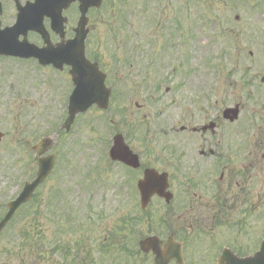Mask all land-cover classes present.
Masks as SVG:
<instances>
[{
    "label": "rangeland",
    "instance_id": "374dc122",
    "mask_svg": "<svg viewBox=\"0 0 264 264\" xmlns=\"http://www.w3.org/2000/svg\"><path fill=\"white\" fill-rule=\"evenodd\" d=\"M183 2L189 3V7L183 5ZM244 2L241 0H119L112 5L108 3L91 14L90 21L94 29L89 38L88 48L98 49L102 60L107 66L110 65V68L111 66L114 68L116 64L111 63L112 53L118 50L121 53L119 58L124 59L128 51L130 52L128 57L132 65L124 67L121 71L119 69L116 78L113 76L110 78L112 82L117 80L120 82L116 85L113 109L109 114L114 111V124L128 135L127 142L137 152L145 154V150H151V145L160 141L161 136L157 132L159 133L161 128L177 129L186 121H191L190 126L207 123L215 119L217 108L231 106L235 102L241 103L242 111L237 123L233 125L221 123L213 138L207 134L192 141V144H195L194 153L201 144H207V147L212 145L217 150L227 148L233 150L241 147L236 145L237 143L244 142L254 146L252 165L243 168L237 162L236 169L244 170L249 175L239 177L238 182H235V179L232 183L227 179L224 180L221 183L222 197L227 201L228 193L224 194V192L230 186L232 190L237 188L241 190L244 186L250 189L249 204L246 207L251 204L256 218H253V222L264 225V159L262 158L264 84L260 81L261 77H264V0L259 1V5H254L256 6L254 10L249 9L252 5ZM120 9L122 18L127 16L125 24L121 26L118 21ZM113 12L117 14L114 19ZM236 15L240 17L239 22L234 19ZM207 16H212L211 20L219 18L220 24L222 22L228 29H232L234 34L241 33L235 43L228 45L231 48L230 56L226 57L229 63L226 64L227 69L225 68L224 72L223 70L217 72L212 68L215 62L220 60L225 44L212 40L211 34L217 32V28L220 27L219 25L215 27L214 23H211L206 28L204 17ZM155 18L159 29L154 26ZM179 25L181 31H177ZM165 27L169 29L168 32L163 30L166 38L170 37V32H175L174 41H170V50H162V54L151 56L154 46L153 41L148 39L157 35L159 41H163L160 33ZM112 28H115L114 32L117 33L115 38L112 36ZM191 28H193L192 36L188 33ZM235 48L243 49V66H248L249 76L253 81L252 87L249 88L251 97L246 96L240 84L233 85L238 81L239 74L241 75L237 62L235 64L232 62ZM250 50L254 53L253 60L247 58V52ZM132 51L135 54L131 53ZM152 57L155 61L154 66L145 69L147 61ZM181 61H184L183 64ZM222 64L225 65L224 60ZM232 64L238 71L226 81L228 69ZM172 68L176 70L173 75ZM190 69V76L184 84L183 77L188 75ZM157 84H160L158 92L154 89ZM167 87H170L169 92H166ZM212 87H216L217 90L213 95H217L221 104L219 107V102L215 104L212 110L211 108L207 110L208 113H202L199 103L192 102L191 106L189 103L185 104L188 112L189 108L193 111L192 116L181 117L179 112L169 105L173 96H201L206 88L210 90ZM58 88V95L49 91L48 86L42 83L37 87L30 84L23 87L22 91L23 96H27V101L33 104V108H39V112H45L48 107L53 112H63L66 103L60 100V96L62 99L67 96L71 86L69 82L63 81ZM136 102L141 105L139 108L135 106ZM202 106L205 107L203 103ZM119 107L124 110L123 114L117 112ZM156 113H162L159 121L154 118ZM106 116L107 114L93 108L78 119L72 134L64 137L66 146L62 149V170L60 174L54 175L55 178L50 179L42 195L41 210L45 211V214H35L32 217L21 212L2 231L0 264H64L60 253H56L52 248L56 243L70 246L68 250L71 257L75 258V264H143L140 262L142 255H136L135 251L137 236L130 235L124 228V222L128 221L131 215L139 214L135 183L141 173L128 172L124 167L109 162L105 150L111 144L112 130L104 124ZM253 116L254 123L249 124L250 117ZM220 120L222 121L221 116L218 121ZM242 127L244 130L241 129ZM167 135H170V141L168 139L167 143L181 142V139L177 141L176 135H172L170 131ZM102 137L104 142L101 140ZM216 142L220 146L215 147L213 144ZM250 159L252 158L247 161ZM143 161L157 162V158L154 155L150 158L146 157ZM159 164L164 166L163 163ZM54 185L60 191L57 222L53 216L54 208L50 210L46 205V201H49L47 196ZM203 198L200 199L203 204L200 203L198 208L189 213L190 215L187 213L184 216L181 214L173 216V222L185 217L186 220L183 219L185 223L193 224L200 218L198 220L203 221L202 223L210 224L211 215L215 213L216 208L207 203L206 196ZM164 211V207L155 204L150 215L152 218L150 225L156 224ZM249 221L251 218L246 216L245 222L249 223ZM223 225L229 227L227 222ZM260 227L259 225L250 233V239L260 232ZM146 229L147 227L144 228V233ZM120 245L126 246L130 252L135 251V255L131 256L127 263L123 261L125 252L121 253ZM198 253H202L201 248L198 249Z\"/></svg>",
    "mask_w": 264,
    "mask_h": 264
},
{
    "label": "flooded vegetation",
    "instance_id": "af4514ba",
    "mask_svg": "<svg viewBox=\"0 0 264 264\" xmlns=\"http://www.w3.org/2000/svg\"><path fill=\"white\" fill-rule=\"evenodd\" d=\"M35 2L36 0H0V30L15 23L18 7L29 6ZM64 15L67 17L64 37L69 39L74 36V23H76L78 16V2L72 3L64 11ZM42 22L48 30L49 43L56 44L60 41V36L50 29V20L44 17ZM20 33L19 41H23L25 38L37 48L46 46L44 38L39 32L27 29L22 30ZM65 71H69L68 66H64L61 70V72ZM42 72H47L52 76L58 70L51 64L42 65L39 59L34 56H0V201L3 200V202H0V210L2 208L7 210L8 201L16 198L23 186L31 180L36 172L38 158L32 144L34 138L32 127L35 129L36 125L32 126L30 106L24 100L25 97L20 94L19 89L27 84L35 83L37 78L33 79V76H37ZM188 99L191 100L192 98L185 96H173L171 98L170 105L179 112L181 117L191 116L185 106V101ZM203 100L206 102L207 98H203ZM214 102L217 104L218 99H214ZM190 125L191 121H186L177 129L170 130L172 135H176L177 141L181 139V142L160 143L151 147V155H155L157 158V162H152L151 165L165 167L159 164L163 163L168 167L169 189L173 193V199L168 207L182 216L198 208V205L202 203L200 199L203 200L204 196L208 197V190L212 187L218 169H220V165L226 157L223 150H217L212 145L207 147V144H201V147H198L197 152L194 153L195 144H192V141L198 138L194 135L202 137L207 133L200 134V131L193 130L194 127H199L197 124H194L196 126L193 127H190ZM209 135L213 138L215 132L211 130ZM188 140L190 142L186 143ZM213 145L215 147L220 146L218 143ZM194 157L198 161H195ZM249 165H252L251 162H249ZM232 181L233 178L229 171L228 182L232 183ZM200 184L203 185V189L199 192L194 191ZM230 188L226 189V193L231 190ZM154 199L160 200L158 197H154ZM173 224H175V229H172V233L176 234L178 230L182 236L188 235V229L192 233V227H194L193 224L185 222ZM210 231H213V227L210 228ZM210 231L209 227H204V237L201 235L202 238L195 240L198 245L197 250L202 249L201 255L197 250L190 252V254L196 253V260L203 258L205 264L215 262L222 252L224 243L220 231L214 236ZM225 242L228 243V240ZM232 242L235 244L236 241ZM228 244H231V242Z\"/></svg>",
    "mask_w": 264,
    "mask_h": 264
},
{
    "label": "water",
    "instance_id": "95a60500",
    "mask_svg": "<svg viewBox=\"0 0 264 264\" xmlns=\"http://www.w3.org/2000/svg\"><path fill=\"white\" fill-rule=\"evenodd\" d=\"M93 2V1H91ZM100 4V0H97L96 5ZM88 7H82V16L79 20V31L81 37L76 39L74 42L78 45V60L74 63V68L71 73L74 76V81L78 85V91L73 98V102H71V109L70 112L74 115L77 110L80 108L85 109L87 106L98 103L100 107H106L107 99H108V90L104 88L103 84V76L98 71L95 64H90L88 61L85 60L83 55L84 50V37L86 31L83 30L84 25L86 24V17L85 13ZM83 30V31H82ZM66 50V48L62 49L61 52ZM80 90V95H79ZM238 110H227L224 114L226 118H230V120H234L237 117ZM125 153V154H124ZM113 158H118L125 161L128 164L137 165L136 157L130 156V152L126 146H124L122 139L118 136L115 140V146L112 150ZM156 176L155 173L152 171L148 172L146 175V180L142 181L139 184L140 190L142 191L143 197L145 200L153 192H158L159 194H163L164 192V182H154ZM13 211H10L8 218L11 216ZM8 218L5 220L7 221ZM4 221V222H5ZM146 243V242H145ZM143 243V245L145 244ZM147 244V243H146ZM158 257V256H157ZM159 263H161L162 258L159 256L156 258Z\"/></svg>",
    "mask_w": 264,
    "mask_h": 264
}]
</instances>
